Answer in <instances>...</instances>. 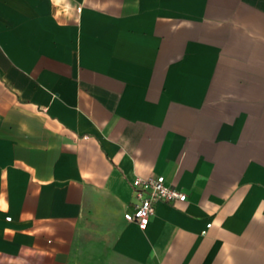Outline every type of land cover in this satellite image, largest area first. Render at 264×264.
Segmentation results:
<instances>
[{"label":"crops","instance_id":"crops-1","mask_svg":"<svg viewBox=\"0 0 264 264\" xmlns=\"http://www.w3.org/2000/svg\"><path fill=\"white\" fill-rule=\"evenodd\" d=\"M0 264H264V0H0Z\"/></svg>","mask_w":264,"mask_h":264},{"label":"built area","instance_id":"built-area-1","mask_svg":"<svg viewBox=\"0 0 264 264\" xmlns=\"http://www.w3.org/2000/svg\"><path fill=\"white\" fill-rule=\"evenodd\" d=\"M135 209L124 214L127 222L136 223L140 229H147L151 218L155 215L159 202H185L187 194L166 182L163 175L148 178L137 177L132 182Z\"/></svg>","mask_w":264,"mask_h":264}]
</instances>
